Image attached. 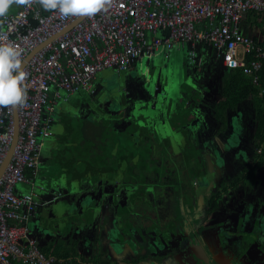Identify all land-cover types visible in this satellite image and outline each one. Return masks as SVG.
<instances>
[{
  "label": "built area",
  "instance_id": "2783aa9c",
  "mask_svg": "<svg viewBox=\"0 0 264 264\" xmlns=\"http://www.w3.org/2000/svg\"><path fill=\"white\" fill-rule=\"evenodd\" d=\"M264 15V0H114L93 17H63L38 5L20 6L3 24L7 42L21 53L27 72V102L0 112V167L17 137L0 176V264H52L29 222L39 207L56 199L41 183V156L51 136L53 113L61 99L94 92L97 73L127 70L145 54L189 44L209 45L226 68H242L255 80L264 57V40L242 33L243 15ZM160 32V34H159ZM15 114V116H14ZM28 171V172H27Z\"/></svg>",
  "mask_w": 264,
  "mask_h": 264
},
{
  "label": "rangeland",
  "instance_id": "374dc122",
  "mask_svg": "<svg viewBox=\"0 0 264 264\" xmlns=\"http://www.w3.org/2000/svg\"><path fill=\"white\" fill-rule=\"evenodd\" d=\"M186 53L185 48L179 51L180 57H186ZM140 65L138 72L131 71L126 76L124 70L114 68H106L97 73V78L103 77L105 84L99 83L98 92L104 91L107 95L96 99L93 97L90 102L93 108L87 109H98L100 115L97 116L100 121H105L117 130L125 129L130 124L129 112L132 107L136 110V103L144 105V109L152 114L154 111L163 115L167 109L168 95L177 90L178 83L190 85L191 89L181 84L180 88L188 89L191 95L187 97L185 94H178L181 98L176 99V106L182 109L187 107L184 112L190 117L188 126L191 127L187 135L198 140L200 148L197 147L196 156L209 168L208 173H204L197 184L199 193L193 191V204L182 203L179 216L172 215V219L163 223L157 222L159 224L146 230L133 215L134 186L124 185L120 180L121 175L114 171L111 174L104 173L91 185H88L87 181L85 184L80 183L81 192L73 202L75 206L65 211L62 208L61 212L64 213L60 215V220L51 221L50 228H59L63 241L68 236L78 239L75 249L78 258H84L81 264H100L104 260H109L110 264H243L234 252L232 244L246 256L247 264H264V253L260 249L264 248V162L257 165V160L262 161L264 155L258 157L261 148L256 147L259 141L255 137L257 120L252 101H245L237 111L229 114L227 129L217 132L218 124L208 118L205 109H199L201 102L206 104L204 101H207V97L204 96L203 87L208 86L210 80V77L208 80L205 76L200 77L203 72L202 65L190 70L188 76L184 75V79L180 76L174 78L173 69H167L163 63L150 62L144 71ZM211 70L209 69L213 76ZM171 77L175 86L169 82ZM217 84L214 89L219 86ZM141 92L146 97L138 99L137 95ZM163 92L165 95L161 99L160 93ZM74 95L58 101L53 113L54 119L57 118V113L59 116L57 108L71 103ZM148 96L153 97V101L149 98L150 106L146 102ZM132 101L137 102L132 105ZM120 111L121 116L126 113V118H114ZM64 114L65 124L74 122L75 119L70 118L66 111ZM54 123H51V133H54ZM161 125L160 128L168 133L169 129L163 123ZM201 126L203 128L200 133L196 134V127ZM70 127V130H64L67 139L83 140V134L79 133L77 126L71 123ZM183 143L181 138H177L174 143L176 148L180 149L179 152L184 149ZM47 151L42 152V167L45 166L46 175H51L44 165V162L49 161ZM55 167L61 171V165ZM60 173L56 178L64 179V172ZM242 175L246 179L244 183L238 180L235 186L228 185L227 189L222 191L225 186L223 183L231 184L236 181V177ZM217 191H220V196L216 198V205L209 212L208 198L215 196ZM63 192L65 194L67 189ZM91 203L92 209H89ZM88 209L91 210L90 214L87 212L83 217H78ZM73 214L77 215L76 218H71ZM39 215L37 213L35 222H38ZM67 222L68 227L64 228ZM71 222L73 224L70 225ZM220 231L223 243L219 242ZM229 231L237 235H228ZM43 239L44 243L48 241L47 234ZM52 241L54 244L57 240ZM254 243H259V250L255 248L253 254H250V251L246 253ZM95 250L99 258L93 263L91 257Z\"/></svg>",
  "mask_w": 264,
  "mask_h": 264
},
{
  "label": "trees",
  "instance_id": "16d2710c",
  "mask_svg": "<svg viewBox=\"0 0 264 264\" xmlns=\"http://www.w3.org/2000/svg\"><path fill=\"white\" fill-rule=\"evenodd\" d=\"M213 71L217 75L221 74L220 88L218 92H215L214 88L210 92L207 91V95L204 96L207 97L209 103H202V108L208 112V118L218 124L217 132H222L228 127L229 114L237 111L245 101H252L257 120L255 137L259 141L256 147L261 148L258 154V157H261L264 155V57L261 59L255 80L251 75L243 73L242 68H226L220 61ZM180 92L182 95H188L185 88H180ZM172 106L171 101L167 116L173 132L166 133L157 126L152 128L147 118H145L146 121L138 123L131 118L129 126L121 133H116L105 126L99 142L90 150L83 149L86 155H81L79 157L81 161H78V165L81 163L80 168L90 165L93 169L101 168L107 174L118 172L124 185L134 186L132 191L133 215L136 216L137 222L145 226L146 230H149L152 225L172 219V215L179 216L182 203L192 205L194 193H199L197 184L204 173L207 174L209 170L196 156L198 140L187 135L191 127L188 125L179 127L190 122V119H187L190 117L186 111L178 112ZM174 124L179 128L175 130ZM202 128L203 126L199 127L197 131L200 132ZM177 138H181L184 142V149L181 152L174 145ZM63 148L65 149L66 146ZM64 152L68 155L70 151ZM66 162L65 156L64 163ZM257 162L259 165L264 162V159L257 160ZM78 171L81 174L84 172V170ZM85 176L79 175V178ZM235 179L236 181L231 184L223 183L225 186L222 191H225L228 185L235 186L238 180L242 183L246 180L243 175ZM253 179L254 177L250 179V182ZM219 196L220 191H217L215 196L208 198L209 212L215 207L216 198ZM219 239L222 242L221 234H219ZM75 247L76 241L72 239L67 241L60 239L46 246L40 244L45 254L54 257L52 264H81L84 258L82 260L78 258ZM97 257L99 258L94 252L91 261L95 263ZM100 264H110V261L104 260Z\"/></svg>",
  "mask_w": 264,
  "mask_h": 264
},
{
  "label": "crops",
  "instance_id": "0c3cea01",
  "mask_svg": "<svg viewBox=\"0 0 264 264\" xmlns=\"http://www.w3.org/2000/svg\"><path fill=\"white\" fill-rule=\"evenodd\" d=\"M19 7L17 6H13L10 8L9 13L15 12ZM240 29L242 31V33H244L245 35H247L248 37L254 39L255 41H263L264 40V15L254 12V11H249L247 13H245L243 15V17L241 18L240 21ZM160 34V32H159ZM188 49L189 48V44L184 45L181 48H173L170 51H168V56H164V53L162 52V50L157 51L156 53L153 54H145L141 59L135 61L131 67L127 70H125V76L128 75L131 71H139L138 70V66L140 65L144 69L148 66V63H153V64H160L163 63L164 66L168 69H173V77L175 78V76H180V78L184 79L186 78L187 75L188 76V72H190V70L195 69V67H197L198 65H202L203 68V72L201 73L202 75L200 77H206L208 80V77H210L208 86L205 85L203 87V92L204 95H207V91L210 92V90H212L213 88H215L216 83L217 86L220 85V73L217 75V73L215 74V72L213 71L214 68H217L218 65V60L212 50V48L204 43H198L195 46V51H196V57L195 59L192 61L187 60L186 57H180L179 51L181 49ZM217 64V65H216ZM209 69L211 71H213V76L212 73L209 71ZM171 72V71H170ZM211 73V75H210ZM190 75V73H189ZM205 78V79H206ZM122 80V77H121ZM173 79L172 77L169 79V82L172 83V86L174 85V83L172 82ZM99 83H103L104 84V79L103 77H96V79L94 80V93L93 92H86V91H80L78 93H75V95L72 98V102L71 103H67L65 105L59 106L57 109V111H59V116L57 113V118L54 119L53 121V125H54V133L52 132L51 136L46 140L44 147H43V152L44 150L48 151L47 153V158L49 159L48 162H44V165H46V170L50 171L49 174L51 175H46L44 173V167H42L43 169V173L48 177V181L46 182L45 180V175L42 177L40 175V179L41 182L45 181V183H42V185L45 187V189L47 190V194H55L56 195V199L54 201H52L51 203L48 204H44L41 207H39L37 209V211L34 213L31 222H30V227H31V231L33 233V235L37 238V240L39 241V243L43 246H46L48 243L53 242L52 240L56 239V240H64L61 238V233L59 228L56 227H52L50 228V224L51 221L52 222H57V220H60V215H62V213H64L65 209L68 210V208L70 207H74L75 206V202L77 199V196L80 194L81 190H80V183L85 184L87 181L88 185H91L93 183H95V181H97L105 172L103 170H101V168H95L93 169V167H91L90 165H88L87 167L85 166L84 168H80V166H78V163H75V161H81V158H79V155H86L83 151L86 150H90V148L94 147L96 145V143L99 142L103 129L105 128V126L109 127L110 130L115 131L116 133H121L124 132L125 129L129 126H127L125 129H116L113 128L112 125L106 124L105 121H100L99 117L97 115H100V111L96 108V110H92V111H88L87 108L92 107L91 103L94 99L96 98H101L107 95V92L105 93L103 92H98V89L100 87ZM181 84H184L186 87H189L191 89V86L188 85L187 83H178L177 86V90H173L169 95H168V101H167V109L166 111H164L163 115L162 113L159 114V112H154L153 114L148 111L147 109H144V105H140L141 103H136L137 101H132V105L134 103L137 104L136 110L132 107L131 111L129 112L131 115L128 119H134L135 121L138 122H143L146 121L145 118H147V121H150L149 126H151L152 128H156L157 127H161L162 123L164 124V126H166L169 130L168 133H170V131L173 132L171 126H169V117L167 116L168 110H169V105L170 102L173 101V108L177 109L176 111L178 112H182L185 109L179 108L176 106V99L177 98H181L178 97V94L180 95V87ZM195 85V84H194ZM175 86V85H174ZM211 86V88H210ZM103 88V87H102ZM219 86L214 90L215 92L219 91ZM189 89V90H190ZM188 92V89L186 90ZM161 95V99L164 98V92L160 93ZM188 95H186L187 97H189V92L187 93ZM72 96V95H71ZM159 96V95H156ZM70 97V96H69ZM68 97V98H69ZM138 99L140 98H144L146 97L145 94L138 93L137 95ZM151 98L153 101V97L148 96V98L146 99L147 104L149 105V103L151 102V100L149 99ZM188 102V101H185ZM205 103H209L207 101H204ZM202 104V102H201ZM150 106V105H149ZM93 108V107H92ZM182 109V110H181ZM201 110H204V108H202V106L199 108ZM66 111L67 115L72 118L75 119L73 120L74 122H68L67 124H65V121L63 120V117L66 116V114H64ZM122 111H120L118 114L114 115V118L117 117H121V118H126V113L121 116ZM129 116V115H128ZM190 119V118H187ZM186 119V121H187ZM74 123L77 128L79 133L83 134V140H69V138L67 139V134L65 133V129L70 130V124ZM66 125V126H65ZM187 124L184 125H180L179 127H187ZM175 124H174V129L176 130L177 128ZM199 128V127H196ZM175 133V132H174ZM200 132L196 131V134H198ZM176 136V135H175ZM181 136V135H180ZM183 136V134H182ZM58 141H61L60 143ZM66 146V148L64 149L63 147L60 146ZM50 148V149H49ZM64 151H70L68 153V155L65 154ZM63 153V154H61ZM65 156H66V160L67 162L64 163L65 160ZM47 159V160H48ZM45 161V160H44ZM61 161V162H60ZM70 161V162H69ZM56 166L61 165V171H59V169ZM54 166V167H53ZM58 169L59 172L63 173L65 175L64 179H57L56 177H58L59 174H56V170ZM71 169V170H70ZM73 169V170H72ZM98 169V170H96ZM78 170H84L83 174H81L80 171ZM100 170V172H99ZM58 172V173H59ZM60 173V174H61ZM71 175H73V177L71 178ZM79 175H86L83 178H79ZM92 177V179H91ZM48 183V184H47ZM90 189V187H88ZM67 189V192L64 194V190ZM56 193H54L55 191ZM64 194V196H62L64 199H62L61 195ZM61 197V198H60ZM66 197V198H65ZM94 203V202H92ZM90 205L89 209H92V204ZM48 205V206H47ZM77 206V205H76ZM64 208V211L61 212V209ZM87 210L86 212H84V214H82V216H78V217H83L84 215L87 214V212L90 214L91 210ZM68 212V211H67ZM37 213H39V219L38 222H35V217L37 215ZM77 215H71V218H76ZM90 216V215H89ZM58 217V219H57ZM70 217V216H68ZM73 224L72 222L70 223V225ZM55 225V224H54ZM56 226V225H55ZM68 227V222L65 223L64 228ZM47 234L48 236V241L44 243V239L43 237ZM75 240L76 241V245H77V240L78 239H74L71 236H68V238L65 240ZM53 244V243H52ZM84 246V244H83ZM96 252V250H95ZM80 260L83 259V257L79 258Z\"/></svg>",
  "mask_w": 264,
  "mask_h": 264
},
{
  "label": "clouds",
  "instance_id": "9594fccd",
  "mask_svg": "<svg viewBox=\"0 0 264 264\" xmlns=\"http://www.w3.org/2000/svg\"><path fill=\"white\" fill-rule=\"evenodd\" d=\"M114 0H0V112L9 107H22L27 102L23 82L27 72L22 68L20 51L7 42L3 24L13 6L38 5L44 11H57L63 17H93L107 12Z\"/></svg>",
  "mask_w": 264,
  "mask_h": 264
},
{
  "label": "flooded vegetation",
  "instance_id": "af4514ba",
  "mask_svg": "<svg viewBox=\"0 0 264 264\" xmlns=\"http://www.w3.org/2000/svg\"><path fill=\"white\" fill-rule=\"evenodd\" d=\"M41 164H42V160H41ZM42 165H43V164H42ZM42 174H43V171H42V166H41V169H40V175H42ZM203 176H204V175H203ZM219 234H221V231L218 232V235H219ZM227 234H228V235H231V234H236V233H231V231H229V232H227ZM236 235H237V234H236ZM219 242H221L220 239H219ZM225 242H226V241H225ZM227 243H228V242H226V244H227ZM230 246H231V244H230ZM232 246H233V250H234V252H236V254H237V257H238L239 261H241L243 264H247V258H246V256L243 255V253L239 250L238 247H236V246L233 245V244H232ZM258 247H260L259 243H254V244L252 245V247L249 248L248 251L246 250V253L250 251V254H253V253L256 251V250H255V251H253V250H254L255 248L257 249ZM260 249H262L261 252L264 253V248H260ZM257 250H259V248H258Z\"/></svg>",
  "mask_w": 264,
  "mask_h": 264
},
{
  "label": "water",
  "instance_id": "95a60500",
  "mask_svg": "<svg viewBox=\"0 0 264 264\" xmlns=\"http://www.w3.org/2000/svg\"><path fill=\"white\" fill-rule=\"evenodd\" d=\"M14 116H15V114H14ZM16 137H17V127L15 125L14 126L13 140H12L10 149H9V151H8L6 157H5V160H4L3 164L0 167V176H1V174H2V172H3V170H4L5 166H6V164H7L8 160H9V158H10L11 152L13 150V147H14V144H15V141H16Z\"/></svg>",
  "mask_w": 264,
  "mask_h": 264
}]
</instances>
